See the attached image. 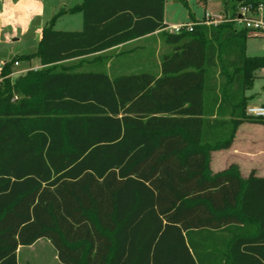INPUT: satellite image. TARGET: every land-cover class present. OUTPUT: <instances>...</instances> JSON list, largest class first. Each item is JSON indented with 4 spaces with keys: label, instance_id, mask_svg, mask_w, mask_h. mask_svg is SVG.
<instances>
[{
    "label": "trees",
    "instance_id": "1",
    "mask_svg": "<svg viewBox=\"0 0 264 264\" xmlns=\"http://www.w3.org/2000/svg\"><path fill=\"white\" fill-rule=\"evenodd\" d=\"M165 1L83 0L65 12L82 14V30L53 19L36 52L3 64L0 264L41 239L60 264H264V178L210 169L243 122L264 121L246 113L264 57L246 55L234 22L264 0H222L228 21L179 33ZM154 33L166 46L158 73L64 65ZM33 59L41 69L12 80L14 63Z\"/></svg>",
    "mask_w": 264,
    "mask_h": 264
},
{
    "label": "rangeland",
    "instance_id": "2",
    "mask_svg": "<svg viewBox=\"0 0 264 264\" xmlns=\"http://www.w3.org/2000/svg\"><path fill=\"white\" fill-rule=\"evenodd\" d=\"M21 0H12L16 5ZM40 4V12H32L30 15L22 16L20 10L10 8L12 18L10 22L3 25L0 30V69L4 62H10L14 58L22 55H29L37 50V36L35 34L38 26L42 23L43 26L54 20L53 29L62 31H79L82 30L83 17L82 14L68 15L65 13L74 6L82 4L83 0H33ZM0 0V9H9L2 6ZM6 2V1H5ZM11 7V6H10ZM224 7L222 0H166L165 13L168 24L188 25L192 24V20L204 21L205 14L211 16L226 14L223 12ZM223 12V13H222ZM222 13V14H221ZM232 14V9L229 7L227 16ZM33 15V19H32ZM35 16V17H34ZM4 19V18H3ZM2 18L0 17V26H2ZM241 29V28H238ZM166 49L163 40L159 35L145 40H140L134 43L126 44L120 48L104 52L98 55H92L81 59H75L64 63L66 67L80 69H90L92 63H102L109 74L113 77L116 74L127 73L132 71H140L149 69L154 73L159 72L158 56ZM123 53L121 57L118 55ZM140 54V55H139ZM139 55V56H138ZM142 55V56H141ZM246 55L248 57H264V38L249 36L246 41ZM140 57V58H139ZM30 62V61H29ZM40 65L39 62L32 64V67ZM123 65L126 68L111 72L113 67ZM29 68L27 62L21 61V66L12 67L14 74L21 69ZM128 68V69H127ZM41 69V68H40ZM35 70V69H31ZM37 70V69H36ZM264 68L256 73V80L253 88L247 94L251 100L247 106H251V102L257 103L254 105L264 104V79L262 78ZM27 72V71H26ZM22 74H16L12 77L15 80ZM210 85L219 93L220 86L224 84V78L220 74L219 67L213 69L210 74ZM249 97V96H248ZM246 108V110H247ZM246 122L257 123L252 120ZM217 152V151H215ZM212 154L210 159V169L212 167ZM219 237V234H218ZM212 238V237H210ZM219 242V241H218ZM205 249L211 248V240L206 241ZM20 264H59L56 258V252L46 239L37 241L33 247H23L20 253Z\"/></svg>",
    "mask_w": 264,
    "mask_h": 264
},
{
    "label": "crops",
    "instance_id": "3",
    "mask_svg": "<svg viewBox=\"0 0 264 264\" xmlns=\"http://www.w3.org/2000/svg\"><path fill=\"white\" fill-rule=\"evenodd\" d=\"M2 1L3 2L1 3V5L2 6L7 5L9 7V9H4V10L0 9V17L2 18V21H1L2 26H0V30L3 29V25L6 22L11 21L12 14L10 13V8L12 9V6L14 8L20 10L22 16L30 15L32 12H34V13L36 12V14H35V16H36L40 12V4L37 1L21 0L16 5H14L12 3V0H2ZM223 12L225 14H227V11L223 10ZM75 14H80V13H75ZM75 14L68 13V15H70V16L75 15ZM32 19H33V15H32ZM167 21L168 20H167L166 13H165V23L169 26V29H168L169 31H170V27L178 25V24H171L170 25V24H168ZM46 25L43 26V24L41 23L35 32V34L37 36L36 38L38 41L37 48H38L39 42L41 40L42 30ZM82 27H83V22H82ZM60 31H62V30H60ZM70 32H72V31H70ZM157 35H158V33H154L153 35H149V36H145L143 38L133 40L131 42L119 45V46L112 48L110 50H107L105 52L114 50L116 48H120V47H122L126 44H129V43H134V42H137L140 40H145V39L157 36ZM22 62H27L29 65V68L21 69L16 74H22L23 75L28 70H31V69L36 70V69H40L42 67L39 59H33L30 62H28V61H22ZM37 62H39L40 65H36L35 67H32V64L37 63ZM4 63H7V62H4ZM20 66H21V62H19L18 66H15V63H14V65L12 67L18 68ZM252 95L254 96V94H247V96H249V97ZM251 104L254 105L257 103L251 102ZM212 159H213V162L211 164L212 165L211 171L213 174H217L219 172H222V171L226 170L227 168H229L231 165H235L238 167L240 175L243 179H247L251 175V173H254V175L257 178H264V121L262 123H251V122H246V121L243 122L239 126V128L236 132V135H235V138L233 140L231 147L227 150L213 152ZM30 247H33V245ZM22 250H23V247H19V249L17 251L18 264H20V253ZM56 258H57V254H56ZM57 262L60 264V262L58 261V258H57Z\"/></svg>",
    "mask_w": 264,
    "mask_h": 264
},
{
    "label": "built area",
    "instance_id": "4",
    "mask_svg": "<svg viewBox=\"0 0 264 264\" xmlns=\"http://www.w3.org/2000/svg\"><path fill=\"white\" fill-rule=\"evenodd\" d=\"M230 16H211L205 14L203 21L206 25L217 26L222 22L228 21ZM234 22L237 28H241L247 31L249 36L264 38V4H258L252 6H242L237 12ZM193 24L172 26L170 32L179 33L183 29L191 31ZM169 29V28H168ZM19 63H15L18 66ZM15 74L12 73L10 76L13 77ZM262 78L264 79V71ZM247 115L253 119H264V104L251 105L247 108Z\"/></svg>",
    "mask_w": 264,
    "mask_h": 264
}]
</instances>
